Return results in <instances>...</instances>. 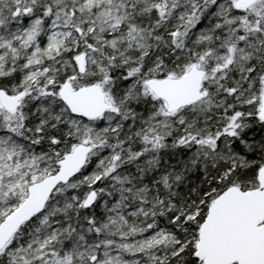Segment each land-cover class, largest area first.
Returning a JSON list of instances; mask_svg holds the SVG:
<instances>
[{"label": "snow or ice", "instance_id": "snow-or-ice-1", "mask_svg": "<svg viewBox=\"0 0 264 264\" xmlns=\"http://www.w3.org/2000/svg\"><path fill=\"white\" fill-rule=\"evenodd\" d=\"M0 264H264V0H0Z\"/></svg>", "mask_w": 264, "mask_h": 264}]
</instances>
